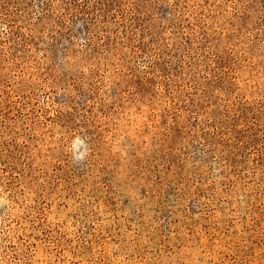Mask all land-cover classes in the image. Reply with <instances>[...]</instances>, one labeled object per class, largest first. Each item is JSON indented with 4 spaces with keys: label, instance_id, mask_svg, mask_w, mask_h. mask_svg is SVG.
<instances>
[{
    "label": "rangeland",
    "instance_id": "374dc122",
    "mask_svg": "<svg viewBox=\"0 0 264 264\" xmlns=\"http://www.w3.org/2000/svg\"><path fill=\"white\" fill-rule=\"evenodd\" d=\"M0 264H264V0H0Z\"/></svg>",
    "mask_w": 264,
    "mask_h": 264
}]
</instances>
